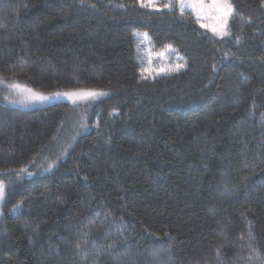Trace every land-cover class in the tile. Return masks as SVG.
Masks as SVG:
<instances>
[{
	"label": "trees",
	"instance_id": "obj_1",
	"mask_svg": "<svg viewBox=\"0 0 264 264\" xmlns=\"http://www.w3.org/2000/svg\"><path fill=\"white\" fill-rule=\"evenodd\" d=\"M230 1L219 38L140 0H0L1 83L106 93L84 121L0 97V264H264V0ZM141 35L181 71L142 78Z\"/></svg>",
	"mask_w": 264,
	"mask_h": 264
},
{
	"label": "rangeland",
	"instance_id": "obj_2",
	"mask_svg": "<svg viewBox=\"0 0 264 264\" xmlns=\"http://www.w3.org/2000/svg\"><path fill=\"white\" fill-rule=\"evenodd\" d=\"M211 2L212 0H204V3L206 5L210 4ZM153 3L157 6L156 9L166 8L165 5L171 3L173 5L172 8H177L180 10V5L178 3V0H153ZM229 3L232 4L230 0ZM183 12H191L194 15V17L198 20L200 25L202 24L205 25V27H203L204 29L209 30L211 33H213L215 36L219 38L228 37L230 35V24L235 15V9L233 14L227 18L228 22L226 25H222L223 17L221 16L219 11H210L208 8H204L203 11H201L199 8L194 10L188 7L185 8ZM212 28H216L217 33L220 32L222 29L227 34L220 35L214 33L212 31ZM140 40L142 46H144L143 56L146 57L145 59L148 66L144 72L145 77L156 78L160 76L169 75L174 72L179 73L181 71L180 69L183 68V64L180 65L179 60L183 56L178 50L172 47H167L163 50L155 51L151 49L149 44V39L145 35H141ZM178 66L180 67L177 70ZM19 86L20 88L17 89V88H13L11 84H5L0 82V97L9 106L19 108L22 110H32L41 107H46L58 102H65L73 106L74 110L78 113L80 119L82 118L83 121L86 120L85 119L86 115L90 113L91 110L95 106H97L99 102L106 96V93L105 95H98L94 98L90 96L79 98L78 96L73 95L74 93L82 92V90L42 94L26 86L23 85H19ZM93 92L104 93L100 91H93ZM36 96H45V97H49V99L41 101L39 99H35ZM83 126H85L84 123ZM2 184L4 186V195L2 198H0V214L2 212V206L6 192L5 184L4 183Z\"/></svg>",
	"mask_w": 264,
	"mask_h": 264
},
{
	"label": "snow or ice",
	"instance_id": "obj_3",
	"mask_svg": "<svg viewBox=\"0 0 264 264\" xmlns=\"http://www.w3.org/2000/svg\"><path fill=\"white\" fill-rule=\"evenodd\" d=\"M83 2V0H82ZM178 3L180 5V10L181 12L184 11L185 8H192V9H197L199 8L201 11H203L204 8H208L210 11H219L221 16L223 17L222 20V25H226L228 22V17L230 15L233 14L234 9L231 3H229V0H212V2L210 4H205L204 0H178ZM140 6L141 7H150V8H154L156 9L157 6L153 3V0H140ZM166 8L171 9L173 7V5L171 3L166 4L165 5ZM159 10V9H157ZM201 27H205V25H201ZM212 31L214 33H217V29L216 28H212ZM217 34L220 35H226L227 33L224 32L222 29L220 32H218ZM180 66H178L177 70L179 69ZM142 78H147V77H142ZM13 88H17L19 89L20 86L19 85H12ZM30 91V90H28ZM74 96H78L79 98H84V97H96L98 95H105V93H96L93 91H87V92H80V93H74ZM31 99V98H30ZM35 99H39L41 101L43 100H47L49 99V97H45V96H36ZM21 171H24V169H22ZM4 195V186L2 183H0V198H2Z\"/></svg>",
	"mask_w": 264,
	"mask_h": 264
}]
</instances>
